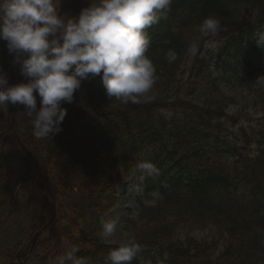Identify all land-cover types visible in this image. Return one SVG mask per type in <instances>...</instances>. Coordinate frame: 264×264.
<instances>
[{
  "label": "trees",
  "instance_id": "1",
  "mask_svg": "<svg viewBox=\"0 0 264 264\" xmlns=\"http://www.w3.org/2000/svg\"><path fill=\"white\" fill-rule=\"evenodd\" d=\"M89 3L63 0L61 14L76 16ZM209 16L221 24L214 54L199 40ZM263 27L264 0H173L147 29L157 100L122 104L106 96L100 76L90 78L62 104L67 115L53 140L35 138L28 119L19 142L9 138L7 108L0 110V264H28L31 254L35 264H52L65 239L104 264L116 246L99 237V220L113 209L117 184L131 178L144 181L145 194H160L153 205L139 201L128 222L142 246L131 264H264V86L255 83L264 76V46L255 40ZM224 88L241 90L246 105ZM141 161L159 169L157 178L141 179ZM30 162L42 164L51 196L62 199L65 215L46 229L28 215L22 167Z\"/></svg>",
  "mask_w": 264,
  "mask_h": 264
},
{
  "label": "clouds",
  "instance_id": "2",
  "mask_svg": "<svg viewBox=\"0 0 264 264\" xmlns=\"http://www.w3.org/2000/svg\"><path fill=\"white\" fill-rule=\"evenodd\" d=\"M173 0H90L72 16L61 14L63 0H0V40L19 65L26 82L9 85L0 68V110L23 106L37 139H50L62 131L67 109L82 82L100 76L106 96L122 104L138 103L156 82V68L147 52V29L158 24ZM220 21L206 17L200 29L216 33ZM255 83L264 86V76ZM39 98V108L37 107ZM141 179L155 177L159 169L148 161L136 165ZM117 219L102 220L99 237L116 247L104 264H131L142 246L133 233L117 235ZM65 251L52 264H91L77 255L80 248L64 240Z\"/></svg>",
  "mask_w": 264,
  "mask_h": 264
},
{
  "label": "rangeland",
  "instance_id": "3",
  "mask_svg": "<svg viewBox=\"0 0 264 264\" xmlns=\"http://www.w3.org/2000/svg\"><path fill=\"white\" fill-rule=\"evenodd\" d=\"M217 33H210V32H204L202 31L200 41H201V47L204 50V52H211L212 54L215 53V48L217 47L218 38ZM258 43L264 44V30L261 34L258 35ZM8 51V50H7ZM172 55H169V58H171ZM192 57V56H191ZM188 60L186 62V65L189 66ZM230 63L229 65L225 62L223 65H221L222 69L224 71L229 70L228 73H231L233 71V68L231 67ZM4 72L7 74V78L9 81V84L12 82V73L8 68L4 70ZM186 80V78L184 79ZM21 82H26L25 78L22 76ZM20 82V83H21ZM226 90H229L228 88H224V95L226 97H229L230 100L243 105H246L244 99V94L240 91L241 95L238 92H234V94L230 95L225 92ZM164 95H160L161 98ZM141 100L149 101V100H157V94H155L152 90L145 96L141 97ZM23 106H13L12 109V122L14 130L17 134H19L22 131V128L24 126L25 121L27 118L22 114ZM163 115L168 116L169 113L164 112ZM6 112L3 115V125L7 129L8 137L13 138L10 129L8 128V125L6 123ZM22 169L26 172L28 176L27 184L25 186V192H26V202L28 203V215L30 216L31 220L40 218L41 220L48 222L51 218V212L47 205L44 203L42 195L39 191V189L36 187V185L33 183L34 178L36 177L41 181L43 185H46L44 182V178L42 177V164L39 162L37 164H34L30 162L27 167L24 165ZM31 171H34V174L32 175L33 178H30ZM157 178V176H155ZM143 183L137 182L136 178L128 179L124 182L119 183L116 186V204L113 210L106 216L100 217V225L102 220H110V219H117V235H119L122 232H130V227L128 223H126V219H131L137 216V211L139 208L138 200L142 199V202L145 205H153L156 201L160 199V194L157 192H153L148 194L147 196L143 195ZM3 187H5V183L3 184ZM49 187V186H48ZM46 192V197L48 195V201L51 205H54L55 207V213L56 216H59V214H62L61 216L65 215V213L60 210L62 199L57 196H51L50 191L48 190ZM55 195V194H52ZM129 229V230H128ZM46 232L44 231L42 233L41 237H37L36 241L37 244L40 243L43 239H46L47 235H45ZM201 235L199 233H194V237H200ZM106 244L109 245H115L110 242L104 241ZM59 250H62V246L59 248ZM32 254L29 257L28 264H35L36 258L32 259Z\"/></svg>",
  "mask_w": 264,
  "mask_h": 264
},
{
  "label": "water",
  "instance_id": "4",
  "mask_svg": "<svg viewBox=\"0 0 264 264\" xmlns=\"http://www.w3.org/2000/svg\"><path fill=\"white\" fill-rule=\"evenodd\" d=\"M21 74L19 71V68L14 69V74H13V81H12V85L18 84L19 80H20ZM11 115H12V105H9L8 109H7V123L12 131V133L14 134V136L16 137L15 134V130L13 128V124H12V119H11ZM42 189V188H41Z\"/></svg>",
  "mask_w": 264,
  "mask_h": 264
}]
</instances>
